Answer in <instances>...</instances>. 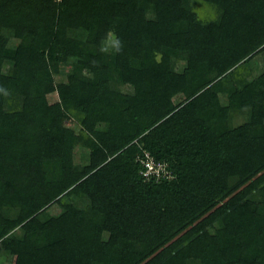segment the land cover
Here are the masks:
<instances>
[{"label":"trees","instance_id":"1","mask_svg":"<svg viewBox=\"0 0 264 264\" xmlns=\"http://www.w3.org/2000/svg\"><path fill=\"white\" fill-rule=\"evenodd\" d=\"M263 53L264 0H0V264H264Z\"/></svg>","mask_w":264,"mask_h":264},{"label":"rangeland","instance_id":"2","mask_svg":"<svg viewBox=\"0 0 264 264\" xmlns=\"http://www.w3.org/2000/svg\"><path fill=\"white\" fill-rule=\"evenodd\" d=\"M250 67H251V70H252V75H254V76H257L261 71H263L264 70V53L261 54V55H259L255 60H253L251 62V64H250ZM182 68L183 67H181L179 70H182ZM62 77L63 76L56 77V80L57 81L63 80ZM57 101H58V99H57L56 94H52V95H49L48 96V102H49V104H54ZM221 101H222V103L225 102L224 97H221ZM179 102H181L180 99L175 100V103L178 104ZM63 123H64L65 127L71 128L74 131L78 132L79 126L73 120H69L67 122L65 121ZM87 154H88L87 150H85L82 147H77L75 149V154H74V156H75V162L76 163L83 162L84 160H86ZM74 199L75 198H71V197H69L68 199L67 198L63 199V202H62V204L60 206H56L55 208L54 207L51 208L48 211V213L49 214L50 213L52 214V212H55V211L56 212L57 211L58 212H61V211H69L71 213H77V211L79 210V207L73 203L72 200H74Z\"/></svg>","mask_w":264,"mask_h":264},{"label":"built area","instance_id":"3","mask_svg":"<svg viewBox=\"0 0 264 264\" xmlns=\"http://www.w3.org/2000/svg\"><path fill=\"white\" fill-rule=\"evenodd\" d=\"M137 160L142 167L139 170V176L145 181H148L150 178H155L157 181L163 178L168 180L173 179V175L168 170L167 164L155 161L149 152L143 150L142 156L138 157Z\"/></svg>","mask_w":264,"mask_h":264},{"label":"clouds","instance_id":"4","mask_svg":"<svg viewBox=\"0 0 264 264\" xmlns=\"http://www.w3.org/2000/svg\"><path fill=\"white\" fill-rule=\"evenodd\" d=\"M0 92H5V94H7V93H6V90H4V89H2V88H0Z\"/></svg>","mask_w":264,"mask_h":264}]
</instances>
